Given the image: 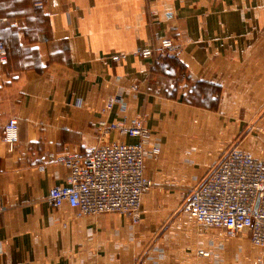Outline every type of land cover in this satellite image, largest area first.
I'll return each mask as SVG.
<instances>
[{
    "label": "crops",
    "instance_id": "crops-1",
    "mask_svg": "<svg viewBox=\"0 0 264 264\" xmlns=\"http://www.w3.org/2000/svg\"><path fill=\"white\" fill-rule=\"evenodd\" d=\"M163 39L179 51L160 53ZM0 41V264H264L246 232L178 219L223 153L264 155V0H0ZM135 120L153 183L141 223L51 208L69 177L54 157L136 145L100 126Z\"/></svg>",
    "mask_w": 264,
    "mask_h": 264
},
{
    "label": "built area",
    "instance_id": "built-area-1",
    "mask_svg": "<svg viewBox=\"0 0 264 264\" xmlns=\"http://www.w3.org/2000/svg\"><path fill=\"white\" fill-rule=\"evenodd\" d=\"M179 48L172 39H163L158 51L175 54ZM153 54L152 50L135 53L142 59ZM7 58V48L0 41V66ZM127 58L128 55L122 54L114 60ZM100 126L104 133L119 132L139 139L140 143L127 145L114 141L81 155L54 157L69 169V177L64 187L49 191L47 203L51 208L68 205L79 218L118 215L139 225L144 214L143 196L153 187L145 175L144 144L149 132L137 120L128 127L116 123ZM4 140L13 150L18 141L15 119L5 126ZM151 153L157 156L160 149L154 147ZM178 219L183 227H196L200 233L216 230L237 236L246 232L252 245L264 252V155L256 158L238 148L223 153L200 185L184 197Z\"/></svg>",
    "mask_w": 264,
    "mask_h": 264
},
{
    "label": "rangeland",
    "instance_id": "rangeland-1",
    "mask_svg": "<svg viewBox=\"0 0 264 264\" xmlns=\"http://www.w3.org/2000/svg\"><path fill=\"white\" fill-rule=\"evenodd\" d=\"M223 234H227V233H223ZM243 234H240V236H242ZM229 236V235H228Z\"/></svg>",
    "mask_w": 264,
    "mask_h": 264
}]
</instances>
